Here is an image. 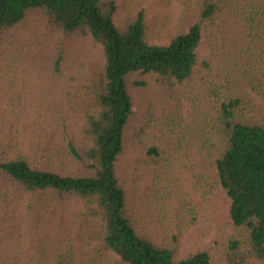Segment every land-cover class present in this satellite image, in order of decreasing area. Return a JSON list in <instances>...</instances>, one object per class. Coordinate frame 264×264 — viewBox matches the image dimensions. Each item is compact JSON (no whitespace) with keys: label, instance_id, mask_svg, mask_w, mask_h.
Segmentation results:
<instances>
[{"label":"trees","instance_id":"1","mask_svg":"<svg viewBox=\"0 0 264 264\" xmlns=\"http://www.w3.org/2000/svg\"><path fill=\"white\" fill-rule=\"evenodd\" d=\"M117 10L116 0H0V32L42 13L54 32L91 38L105 55L91 81L94 103L80 141L73 136L49 144L43 155L25 154L0 124V264H109L108 252L119 258L112 264H212L207 252L180 260V235L162 242L142 235L117 174L133 115L131 88L147 85L137 79L152 78L171 91L192 82L198 68L209 73L202 85L215 98L214 132L221 136L209 152L217 154L212 166L231 200V223L241 231L229 242L225 264H264V115L247 91L264 97V0H198V10L167 45L150 43L144 10L124 29L116 24ZM206 34L220 43L224 60L217 72L200 62ZM24 202L31 243H37L30 260L8 254L13 243L21 248ZM68 235L77 250H61Z\"/></svg>","mask_w":264,"mask_h":264},{"label":"rangeland","instance_id":"2","mask_svg":"<svg viewBox=\"0 0 264 264\" xmlns=\"http://www.w3.org/2000/svg\"><path fill=\"white\" fill-rule=\"evenodd\" d=\"M116 4L120 29L135 12L144 10L152 45L169 44L178 26L198 10V0H116ZM214 40L204 36L199 57L217 72L224 58ZM104 64L100 44L54 32L42 13L30 15L14 30L0 32L2 130L25 154L40 150L43 155L49 144L60 146L73 136L80 141L85 113L94 103L91 81ZM207 75L198 68L192 82L176 84L171 91L160 89L152 78L137 79L147 85L131 88L133 115L117 174L142 235L159 242L180 235V260L207 252L212 264H225L229 242L241 231L231 223V200L212 166L217 154H209L221 136L214 132L215 98L202 85ZM247 91L264 115V97ZM69 205L78 208L75 201ZM26 208L24 202L21 248L14 249L13 243L8 254L30 260L37 243H31ZM73 238L66 236L61 250L65 246L77 250V243L70 244ZM4 251L2 245L0 253ZM47 252L53 258L57 253ZM106 256L109 264L119 261L113 252Z\"/></svg>","mask_w":264,"mask_h":264}]
</instances>
